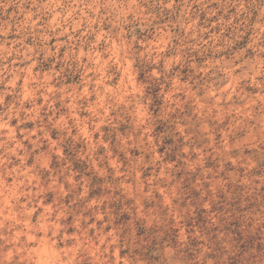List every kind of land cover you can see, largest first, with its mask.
Instances as JSON below:
<instances>
[{
	"label": "rangeland",
	"instance_id": "374dc122",
	"mask_svg": "<svg viewBox=\"0 0 264 264\" xmlns=\"http://www.w3.org/2000/svg\"><path fill=\"white\" fill-rule=\"evenodd\" d=\"M22 2L28 7L30 0H11L7 12L0 10V27ZM166 2L139 0L156 20L146 27L130 25L123 37V54L134 58L130 72L138 94L126 95L127 74L104 41L95 47L85 42L87 55L55 69L40 59L27 85L10 88L0 74V155L12 145L11 128L23 157L10 156L7 167L0 165V211L3 185L12 182L7 172L19 165L36 177L32 183L42 189L44 206L54 216L64 213L70 244L84 238L79 222L81 229L91 225L86 236L93 242L108 236L112 255L118 249L126 264H264V140L256 147L249 143L248 118L236 111L238 98L218 106L211 98L223 61L217 65L216 49L200 43L225 27L222 49L229 58L233 45L242 52L240 41L251 43V29L259 22L255 9L264 0H178L192 4L197 39L189 41L174 29L175 49L169 52L183 49L184 59L171 74L156 78L155 66L141 54L160 35L158 25L177 23L163 9ZM238 3L248 6L243 27L249 35L230 25L202 31L217 19L208 18L207 8L232 15ZM250 55H257L254 49ZM54 71L59 75L51 76ZM174 78L183 85L175 91ZM139 106L148 113L144 125ZM255 115L264 118V101ZM80 264H92L89 253L80 254Z\"/></svg>",
	"mask_w": 264,
	"mask_h": 264
},
{
	"label": "clouds",
	"instance_id": "9594fccd",
	"mask_svg": "<svg viewBox=\"0 0 264 264\" xmlns=\"http://www.w3.org/2000/svg\"><path fill=\"white\" fill-rule=\"evenodd\" d=\"M11 6V0L0 2V10L4 12ZM16 7L18 12L0 27V74L10 88L21 82L27 85L34 79L30 69L40 59L50 60L55 69L57 64L79 61L87 55L84 50L85 42L90 47H95L97 42L104 41L112 49L115 62L127 74V85L131 87L127 88L126 95L139 93L130 72L134 66V58L123 54V37L130 25L135 23L146 27L156 20V14L139 3V0H30L28 7H24L23 2ZM162 7L176 17L177 23L158 25L156 31L160 35L146 44L144 53L141 54L155 66L152 75L156 78L171 74L174 66L178 69L184 59L183 49L169 52L170 48L175 49L174 29L181 31L189 41L197 39V21L190 20L192 4L167 0ZM233 7L232 15L219 8H207L208 18L217 19L212 20L202 31L212 32L217 25H230L244 35H249L244 32L243 27L248 6L246 3H238ZM255 16L259 22L251 29V43L241 40L242 52L239 53L236 52L237 45H233V55L230 58L227 49H222L220 42L225 34V27H220L219 31L212 32L207 39L200 41L201 44L216 49L217 65L223 61L220 66L222 80L218 87H213L210 96L217 106L238 98L240 107L236 111L248 118L247 138L253 147L264 140V118L255 115V109L264 101V4L257 6ZM61 48L65 49L63 55L60 54ZM253 49L257 54L255 57L250 55ZM100 61L101 56L97 53L95 62ZM161 63L163 72L160 71ZM25 73H28L29 78H24ZM58 75V71L51 74ZM51 76H45V81ZM172 83L174 91L183 87L179 79L174 78ZM248 89L253 90L251 97L247 95ZM52 91V88H48L49 93ZM109 114L105 108L104 116ZM137 114L140 124H146L148 113L143 106L137 108ZM63 119L61 117L58 123H62ZM8 138L12 145L6 148V154L0 155V165L4 167L10 163V156L23 161V157L18 154L22 145L15 140L11 128L8 129ZM7 176L12 178V182L3 185V210L0 211V228H3L0 241L3 243H0V264H80L82 252L90 254L92 264H126L118 249L116 255H112L113 241L108 236L100 237L97 242L87 238L86 233L91 225L81 229L77 222V230L84 234V238H73L75 243L70 244L71 233L61 223L64 213L59 212L54 216L44 206L39 196L42 189L38 184L32 183L36 177L29 175L28 169L21 170L18 165L9 169ZM34 188L36 191H33ZM37 213L39 215L33 221L32 217Z\"/></svg>",
	"mask_w": 264,
	"mask_h": 264
}]
</instances>
